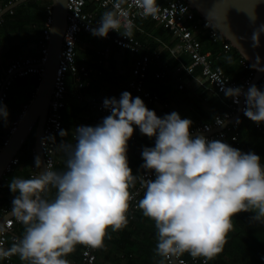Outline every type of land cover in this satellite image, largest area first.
Wrapping results in <instances>:
<instances>
[{
    "label": "clouds",
    "instance_id": "obj_1",
    "mask_svg": "<svg viewBox=\"0 0 264 264\" xmlns=\"http://www.w3.org/2000/svg\"><path fill=\"white\" fill-rule=\"evenodd\" d=\"M122 2L117 0L115 7ZM135 3L144 17H155L156 0ZM120 27L114 12L107 11L91 34L106 38L114 30L131 36L130 23L124 32ZM261 35L264 29L254 32V48L260 46ZM224 94L236 104L243 97V115L257 125L264 123V89L256 84L226 87ZM103 107L110 114L95 126H77L74 143L61 139L59 149L67 154L64 171L45 166L35 177L10 180L12 213L26 228L18 243L7 250L0 247V259L19 255L29 264H69L64 257L77 245L102 247L108 229L127 227L130 188L136 181L127 153L136 128L154 138V146L141 152L140 167L154 178L141 180L138 208L154 221L159 255L187 252L211 260L222 252L234 216L252 212V222L264 223V164L255 151L244 152L202 132L193 135L190 119L176 111L158 116L128 91L119 99L105 98ZM9 115L0 99V125H6ZM215 122L223 127L226 118ZM67 133L60 129L58 134L64 138ZM35 165L41 167L39 156ZM53 188L54 198L42 196Z\"/></svg>",
    "mask_w": 264,
    "mask_h": 264
},
{
    "label": "crops",
    "instance_id": "obj_2",
    "mask_svg": "<svg viewBox=\"0 0 264 264\" xmlns=\"http://www.w3.org/2000/svg\"><path fill=\"white\" fill-rule=\"evenodd\" d=\"M8 2L9 0H0V3L4 5ZM51 2V0L48 3L46 0H25L13 6V10L15 9L14 12L7 10L3 13V16L6 13L9 16L6 19L8 25L5 26L6 22L4 24L2 22L0 23V72H6L9 64L19 56H25L28 54L34 56L37 54L39 55V36L35 35L36 33H32L31 29H35V27L40 24L42 25L40 27L42 30L48 14L47 7ZM44 3H47L45 7L46 17L45 19L41 20L40 14L41 11H44L42 10ZM86 8L92 11L97 17H102L105 12L110 11L93 0L88 2ZM21 10L26 11L28 15L32 13V16H28V19H33L39 23L36 24L34 22H28L26 23L27 25H24L23 23L19 25L16 16ZM33 13L36 14V17L33 15ZM29 31L32 33V37H30L28 40L26 37V32ZM132 34H134L136 39L141 43L142 48L139 51L121 47L107 38L93 36L90 31H83L79 34L76 60L78 64L85 65L90 70L89 74L83 76L82 78L83 86H78L75 84L76 82L74 75L72 73L68 74L67 79L69 83V90L66 98V107L64 109L63 117V129L67 130L68 133L64 138L60 137L58 134V150L56 154L57 163L55 171L62 172L65 170L67 154L63 150L59 149L61 139L70 142L72 139V131L80 124L92 126V123L96 125L101 122L102 119L100 117V112L94 105H91L93 103V98L99 99L116 97L119 99L122 92L130 91L129 82L132 78V68L136 59L142 52H157V59L159 60L160 64H164L161 65L162 67H159L158 70L151 69L150 71V63L148 74L145 79L146 89L150 90L152 93L158 94L159 98L149 99L145 97L142 99L145 105L149 109L154 110L158 116L163 117L166 113L176 111L180 114L181 118L190 119L193 122L192 126L201 124V122H203L202 117L197 114L199 113V108L196 107V114L191 110H194V101L198 98L197 94L203 92L204 90H208L211 95L216 96L218 100L221 101L223 106H227V108L223 111L217 112L223 113L232 109L230 106V98L226 97L225 94L216 93L214 88L207 85L199 69H196L192 74L183 72L178 74V77L175 73L174 74L176 76H174V74H171V77L169 76L170 74L167 73L164 68H169L167 66L168 64H171L170 69L174 71L177 59L171 54L169 50L162 48L163 44L169 41L171 34L170 31L165 29L160 23L151 18L139 19L137 22V27L133 30ZM202 39L204 42V47L212 51L211 48H207V43L209 41L211 42L212 40H210L207 36H202ZM28 42H31L33 47L31 44H27ZM35 43L38 46L37 53H29L32 51L31 49H35ZM213 56L215 57L216 61L225 67L231 76L236 79L242 78V71L244 68L239 61V57L233 56L231 51L221 52V48L217 53L213 54ZM184 60L189 62V56H184ZM173 61L175 62L173 63ZM157 73H160V75L157 76ZM181 76L183 78V83L185 84L183 87L180 86ZM10 94H12L11 91L9 96ZM204 95L206 94L204 93ZM208 96L210 97V94ZM23 102L24 101L22 99L20 101V105L22 104V109L17 114V116L13 118L10 114L7 122H13L19 117V115L24 110L25 104H27V101L24 103ZM11 111L9 112H14ZM208 111L210 114V119L207 120V122H210L213 120V116L217 112L212 111L211 109H208ZM12 118L13 120L10 121ZM5 126L6 125H0V130L2 127L5 129ZM226 126L227 124L221 128ZM254 130L255 128L251 122H248L243 129L245 135L252 134V149L257 146V148L264 150V136L262 135L260 138ZM135 135L136 136L133 140V143L131 145L128 144L129 149L127 153L129 166L133 170V175L136 176L135 184L130 188V190L135 187L140 173L144 170L140 167L143 163L141 158L143 147L154 146V138L150 139L149 137L142 135L139 131V128H136ZM258 155L261 157V163L264 164V154L258 153ZM34 165L35 163L29 166L30 171H28V177L21 173V168L23 166L22 161H19V164H17L12 171L4 172L0 179V210L3 208H8L9 212L12 211L11 201L15 194L9 191L8 184L13 177L29 178V174L33 170ZM7 180L9 181L7 184H5ZM55 191L56 190L53 188L49 200L54 198ZM129 219L133 220L131 223L133 225H131L129 228L133 231V236L140 238L138 240L140 245L148 247V250L145 249L144 253H142L143 258L147 261L155 260V257H158L159 254L156 252L157 236L154 221L143 216L140 209L134 212V214L128 218V221ZM25 228L26 226L22 223H17L14 226V232L20 237V239L23 238ZM118 232L119 231L113 232L111 229L107 230L103 246L97 248V258L95 264H126L130 254L126 253L125 250L121 248L119 243H117L115 240V238L117 239V237H119ZM19 240H9L7 243V248L9 249L14 243H18ZM84 246L85 245H77L74 251L68 254L66 257L79 259ZM146 260H144V262H146ZM0 264H29V261H22L19 255H13L9 260H6L5 258L0 259Z\"/></svg>",
    "mask_w": 264,
    "mask_h": 264
},
{
    "label": "built area",
    "instance_id": "obj_3",
    "mask_svg": "<svg viewBox=\"0 0 264 264\" xmlns=\"http://www.w3.org/2000/svg\"><path fill=\"white\" fill-rule=\"evenodd\" d=\"M16 0H9L7 4L0 3V22L3 19V13L5 11L13 12V7H10ZM91 0H68V15H67V27L65 29L63 37V45L61 56L59 60V65L57 69V75L55 79V84L52 90L51 99L49 102V109L47 118L44 124V130L42 135V149L45 155L46 166L55 171L56 168V154L58 150V133L60 129L63 128V117L64 109L66 107V98L69 90L68 74L72 73L75 77V84L78 86H83L82 78L89 74V68L85 65L78 64L76 60L77 54V42L79 34L82 31H90L96 27L101 19L97 17L92 11L86 8V5ZM99 5L107 8L108 10L114 12L116 18L120 20L121 27L120 31H125V25L131 24V33L137 27V22L139 19L151 18L158 23H160L165 29L170 31L171 37L169 41L165 42L162 46L163 49L169 50L171 54L177 59L174 71L177 74L183 72L192 74L196 69H199L201 75L203 76L205 83L212 88L216 93L224 94V89L226 87L243 86L245 89L252 83V79L255 71L251 69V64L243 57L239 58V61L247 73L240 79H236L231 76L225 67L216 61L213 53L209 49L204 48V42L202 36H207L210 40L214 42L221 43V52H228L232 49V44L229 40L225 39L213 26L212 22L208 19L198 16L196 10L193 9L186 0H156L158 11L153 16L144 17L141 12L142 10L136 6L135 0H123L119 8H116L117 0H93ZM9 7V8H8ZM8 8V9H7ZM52 2L49 3L47 7V18L42 27V34L39 37L40 51L39 55L34 56L31 54L25 56H19L14 59L6 69L5 75L0 78V99L3 102L9 96L10 88L17 77L24 75H36L41 78L43 72L42 62L45 61L48 52V41L50 38V26L52 23ZM107 39H110L117 45L129 48L134 51H139L142 46L139 40L136 39L134 34L130 37H125L117 31H110ZM189 56L190 61L186 62L184 56ZM157 52H142L140 56L136 59L132 68V78L129 82L130 93L132 97L135 98L139 96L141 99H158L159 95L152 93L145 87V79L148 74L149 64L153 58H157ZM253 68V67H252ZM157 76L160 73L156 74ZM264 80V78H263ZM180 86L183 87V78L180 77ZM34 96V95H33ZM105 98H93V103L95 104L97 110L100 112L101 119L109 115V111L103 107V100ZM241 109L243 108V97H240ZM29 103L25 104L23 112L15 119L9 128L8 135L4 137L3 146L8 143L11 133L15 130L18 125L20 118L22 117L24 111L27 109ZM238 105L233 102L230 98V106L232 109L223 113H215L213 120L210 122H204L198 124L197 126H191L193 135L198 133H203L210 139H221L227 136L228 130L233 129L234 133L232 138H237L239 134V127L247 117L241 113L237 116L240 122L236 123V118L234 114ZM221 119L226 118V127L221 128L215 122L216 118ZM251 124L257 128L264 136V123L257 125L250 120ZM87 125V124H80ZM97 125V124H96ZM79 126V125H78ZM92 126H95L92 123ZM221 128V129H220ZM2 129H4L2 127ZM134 131L133 136L129 140L131 142L135 138ZM75 129L72 131V139L70 142L74 141ZM54 136V139H49L48 137ZM128 142V144H129ZM2 146V147H3ZM35 152V147H33ZM19 157L16 155L10 159L5 172H10L14 167L19 164ZM38 173V168L34 165L33 170L29 174V178L35 177ZM154 178L151 172L143 170L139 178L137 179L136 185L130 190L131 200L129 202V210L127 217L130 218L138 208L139 198L143 196V187L141 185L142 179ZM52 191V189H51ZM51 191H46L42 196L46 199L51 197ZM8 208H3L0 210V221L8 214ZM17 221L14 215H9L0 227L3 231H0V247L7 250V243L9 240L18 241L20 237L15 234L14 226ZM10 225V226H9ZM97 248H92L90 246H84L79 259H72L66 257L69 264H95ZM9 260V258H5ZM168 264H189L191 262H203L206 263L207 260L204 257L192 256L187 257L185 253L180 255H169L165 257ZM120 264V263H118Z\"/></svg>",
    "mask_w": 264,
    "mask_h": 264
},
{
    "label": "water",
    "instance_id": "obj_4",
    "mask_svg": "<svg viewBox=\"0 0 264 264\" xmlns=\"http://www.w3.org/2000/svg\"><path fill=\"white\" fill-rule=\"evenodd\" d=\"M25 0H16L10 7ZM53 5L52 23L48 52L41 64L43 72L36 92L9 141L0 150V179L6 167L14 156L18 154L22 145L34 130V147L36 155L41 159V167L37 175L46 166L42 149V135L47 118L49 102L55 84L57 69L62 51L63 37L67 27L68 0H51ZM203 18L212 22L215 29L251 64L255 73L251 84H256L264 78V35L260 36V46L253 47V34L264 29V0H186ZM9 8V7H8ZM7 8V9H8ZM241 113V105L233 118ZM36 175V176H37ZM13 214L12 211L0 221Z\"/></svg>",
    "mask_w": 264,
    "mask_h": 264
},
{
    "label": "trees",
    "instance_id": "obj_5",
    "mask_svg": "<svg viewBox=\"0 0 264 264\" xmlns=\"http://www.w3.org/2000/svg\"><path fill=\"white\" fill-rule=\"evenodd\" d=\"M46 1H47V3L50 2V0H46ZM46 4L44 3L43 9H42L45 12L41 11V14H40L41 20L45 19V17H46V9H45ZM14 11H15V9L13 10V12ZM196 13L198 16H201L197 11H196ZM33 15L36 17V14L33 13ZM8 16L9 15H7V13L3 16L4 20L2 21V23L4 24L6 22L5 26L8 25L7 20H6L8 18ZM28 16L31 17L32 13H30V15H28L26 13V11H23V10L19 11L17 13V16H16L18 19L19 25L22 23L25 25L28 22L29 23L34 22L36 24L39 23V22L34 21L33 19H28ZM42 22H41V24H42ZM18 23H16V24H18ZM41 26L42 25L39 24L37 27H35V29H33V30L31 29L32 33H36L35 35L40 37L42 34V30L40 29ZM32 33H30V31L26 32V37L28 40L30 37H32ZM27 44H31V46H32L31 42H28ZM35 45H36L35 49H31L32 51L29 53H34V54L37 53L38 46L36 43H35ZM208 47L211 48L213 54H215L219 51V49L221 48V45L219 42L214 43L213 41H211V42L209 41L207 43V48ZM39 51H40V49H39ZM230 51L233 54V56L243 58V56L238 52V50L235 47H232V49ZM174 62L175 61H173V63ZM150 63H151L150 71H151V69L152 70H156V69L158 70L159 67H162L161 65H164L162 63L160 64V62L157 58H153L150 61ZM167 67H169V68H167V69L164 68V70H166V72L170 74L169 75L170 77H171V74H174V73L178 77V74L170 69L171 64L170 65L168 64ZM251 69L254 70V68H252V67H251ZM171 72H173V73H171ZM246 73H247V70L244 69L242 71V74L245 75ZM175 74H174V76H176ZM3 75H5V71L0 72V78ZM39 82H40V78H39V76H36V75H24V76L17 77L14 80V82L10 88V91L12 92V94H10V96H8V98L4 102L7 105V108L9 111H11V110L14 111L13 113L9 112L11 114V117H13V118L16 117L17 114L22 109V104L20 105V101L22 99L24 102L27 101V103H30L31 99L33 98V95L36 92V89L39 85ZM256 85L258 87L264 89V80L261 79L260 81H258L256 83ZM204 93L206 95H204ZM17 94L21 95L19 101L16 99ZM209 94H210V97L208 96ZM197 97H198L197 100L194 101L195 102L194 110L192 109L191 111H193L196 114V107L199 108V113H197V114H199V116L202 117L203 122H201V123H204V121L207 122V120L210 119L209 118L210 114H209L208 109H211L212 111L217 112V111H223L224 109L227 108V106H225V105L223 106L221 101H219L216 96L211 95V93H209L208 90H204L203 92L198 93ZM91 105L95 106L94 103H92ZM13 118L10 121H12ZM248 122L250 123V120L247 118L240 125V127H239V129H240L239 133L240 134H238L237 138H235V139L232 138L234 130L231 129V130H228L227 136L224 138H221V140L231 144L233 147L241 149L244 152H248V151L252 150V151H255L257 154L258 153L264 154V150H262L261 148H257V146L252 149V147H253L252 134H249V135L246 134L245 135V132L243 131V129L245 128V125ZM11 123L12 122H7L5 129L0 130V150L3 146L2 140L4 139L5 136L8 135V131H9V128L11 126ZM254 131L256 132V134L260 138L262 137L261 132L257 128H255ZM34 141H35V132L33 130L17 154L20 161L23 162V166L21 168V173L23 175H25L26 177H28V171H30L29 166H31L33 163H35L36 152L33 151ZM132 143H133V140L131 142H129L130 145ZM130 160H131V158H130ZM8 181L9 180H7L5 182V184H7ZM141 198H142V196L139 198V200ZM252 215H254V213H252V212H242V213H240V214H238L232 218L234 228L231 232L228 233L227 242H226L222 252L219 253L216 257H214L211 260H207L206 263H203L200 260V262H197V263L191 262L189 264H264V223L252 222L250 220V217ZM132 221H133L132 219H129L127 227L120 230L118 232L119 237H117V239L115 238L117 243H119L120 247L123 248L126 253L130 254V257L128 258L126 264H168L165 257L162 255L155 257V260H153V261H149V260L147 261L146 259L143 258L142 253H144L145 249L148 250V247L140 245L139 241H138L140 238L139 237L136 238L137 236L136 237L133 236L134 235L133 231L129 229L130 226L133 225V224H131ZM150 250H151V248H150ZM96 254H97V252H96ZM185 254L187 257L191 256L187 252ZM144 260H146V262H144Z\"/></svg>",
    "mask_w": 264,
    "mask_h": 264
},
{
    "label": "rangeland",
    "instance_id": "obj_6",
    "mask_svg": "<svg viewBox=\"0 0 264 264\" xmlns=\"http://www.w3.org/2000/svg\"><path fill=\"white\" fill-rule=\"evenodd\" d=\"M20 97H21L20 94H17V95H16V99H17L18 101H19Z\"/></svg>",
    "mask_w": 264,
    "mask_h": 264
},
{
    "label": "bare ground",
    "instance_id": "obj_7",
    "mask_svg": "<svg viewBox=\"0 0 264 264\" xmlns=\"http://www.w3.org/2000/svg\"><path fill=\"white\" fill-rule=\"evenodd\" d=\"M39 43V42H38ZM107 47V46H106ZM224 54V53H223ZM225 55V54H224ZM229 110V109H228ZM144 230V229H143ZM143 239V238H142Z\"/></svg>",
    "mask_w": 264,
    "mask_h": 264
}]
</instances>
